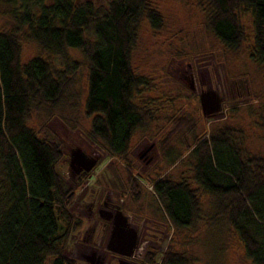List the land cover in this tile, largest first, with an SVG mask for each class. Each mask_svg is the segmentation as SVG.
<instances>
[{
	"label": "trees",
	"instance_id": "1",
	"mask_svg": "<svg viewBox=\"0 0 264 264\" xmlns=\"http://www.w3.org/2000/svg\"><path fill=\"white\" fill-rule=\"evenodd\" d=\"M6 1L13 23L0 31V264H72L60 245L77 224L65 208L71 188L56 172L61 150L27 119L33 107L59 104L76 67L67 50L77 49L86 62V135L99 140L107 155L124 156L135 129L152 119L148 108L133 102L145 82L131 69V52L141 21L159 29L162 16L152 0ZM202 1L211 33L229 50L243 41L238 8L250 11L252 54L264 66V0ZM20 33L61 67L38 55L22 63ZM233 138V129L223 126L194 140L192 180L213 196V220L224 219L250 262L264 264V158L244 155ZM128 173V188L136 194L137 179ZM150 185L174 228L198 219L197 195L186 181L158 177ZM59 221L66 223L62 232ZM151 260L148 253L145 262ZM155 264L187 263L166 249Z\"/></svg>",
	"mask_w": 264,
	"mask_h": 264
},
{
	"label": "rangeland",
	"instance_id": "2",
	"mask_svg": "<svg viewBox=\"0 0 264 264\" xmlns=\"http://www.w3.org/2000/svg\"><path fill=\"white\" fill-rule=\"evenodd\" d=\"M91 1L104 5L106 0ZM152 2L162 26L153 29L141 21L130 59L133 73L145 82L133 102L148 108L152 119L135 129L124 156L107 155L99 140L86 135L90 123L83 112L86 62L77 49L67 50L76 67L59 104L33 107L27 119V126L58 145L62 157L56 172L72 191L65 208L77 224L62 239L61 253L72 264H86L88 257L101 253L103 264H118L119 256L105 248L111 223L97 212L105 209L106 201L116 204L136 231L131 259L138 264L160 262L166 249L182 255L187 264H252L224 219L213 220V196L192 180L190 154L197 137L228 126L244 155L264 158V66L252 54L251 13L238 8L243 41L229 50L211 33L202 0ZM9 10V3L0 0V31L12 27ZM20 35L22 63L38 55L61 67L56 56ZM205 89L221 99L219 111L210 116L201 114L198 101ZM76 147L96 159L87 172H69V153ZM128 169L137 179V195L128 188ZM158 177L186 181L195 191L199 213L191 226L174 228L169 223L150 185ZM65 227V221H59V231ZM148 253L152 263L145 262Z\"/></svg>",
	"mask_w": 264,
	"mask_h": 264
},
{
	"label": "water",
	"instance_id": "3",
	"mask_svg": "<svg viewBox=\"0 0 264 264\" xmlns=\"http://www.w3.org/2000/svg\"><path fill=\"white\" fill-rule=\"evenodd\" d=\"M198 101L203 116H210L220 109L221 99L212 89L200 91ZM95 163V157L87 155L78 147L73 148L69 153L68 169L72 174L81 171L87 172L92 169ZM110 218L112 219L105 244L106 250L121 257L118 260L119 264H138L130 259L136 248V231L129 225L126 216L121 210L117 209L112 217L106 216V219ZM95 264H103V255L100 254L97 258L95 257Z\"/></svg>",
	"mask_w": 264,
	"mask_h": 264
},
{
	"label": "flooded vegetation",
	"instance_id": "4",
	"mask_svg": "<svg viewBox=\"0 0 264 264\" xmlns=\"http://www.w3.org/2000/svg\"><path fill=\"white\" fill-rule=\"evenodd\" d=\"M103 204H104V208H105V209L97 208V212L99 213V215H101V216L104 217L105 219H106V216L108 217V215H109V217H112L113 213H114L117 209H119L118 206H117L116 204H108L106 201H104ZM110 214H111V215H110ZM111 219H112V218H110V219H106V220H109L110 223H111ZM101 255H103V254L101 253ZM98 256H100V255H97L96 258H97ZM118 256H119V255H118ZM132 257H134V253H133V256H132ZM132 257H131V258H132ZM131 258H130V259H131ZM103 259H104V255H103ZM120 259H121V257L119 256V259H118V260H120ZM131 260H132V259H131ZM133 261H134V260H133ZM134 262H135V261H134ZM86 264H95V257H94V256H90V257H88ZM118 264H119V263H118Z\"/></svg>",
	"mask_w": 264,
	"mask_h": 264
}]
</instances>
